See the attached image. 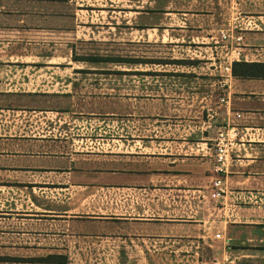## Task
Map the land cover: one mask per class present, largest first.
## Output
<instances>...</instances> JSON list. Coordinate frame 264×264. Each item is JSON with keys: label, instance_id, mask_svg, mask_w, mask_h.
<instances>
[{"label": "crops", "instance_id": "1", "mask_svg": "<svg viewBox=\"0 0 264 264\" xmlns=\"http://www.w3.org/2000/svg\"><path fill=\"white\" fill-rule=\"evenodd\" d=\"M136 1L0 0V264H264V79L221 67L264 61V0ZM119 23L206 51L213 86L228 76L214 136L180 138L157 158L28 132L43 121L20 113L74 108L73 54L100 33L92 27Z\"/></svg>", "mask_w": 264, "mask_h": 264}, {"label": "rangeland", "instance_id": "2", "mask_svg": "<svg viewBox=\"0 0 264 264\" xmlns=\"http://www.w3.org/2000/svg\"><path fill=\"white\" fill-rule=\"evenodd\" d=\"M140 3L135 0V5ZM100 26L92 27L100 31L95 39L86 41L90 44L79 43L72 56L79 66L72 73L74 84L68 87L75 93L74 108L20 113L19 117L43 121L40 127H28V132L59 134L64 146L83 152L111 150L135 155L140 151L157 158L180 138L215 135L224 122L217 106L228 76H217L220 83L215 86L205 80L206 51L149 41L144 32L136 30L130 35L124 23L114 29ZM221 64L224 70L226 63ZM67 70L60 77L54 74L60 78L59 90H65L70 81ZM37 78L40 83L43 71H38Z\"/></svg>", "mask_w": 264, "mask_h": 264}, {"label": "trees", "instance_id": "3", "mask_svg": "<svg viewBox=\"0 0 264 264\" xmlns=\"http://www.w3.org/2000/svg\"><path fill=\"white\" fill-rule=\"evenodd\" d=\"M92 60H97L99 57L90 56ZM231 73L238 78H263L264 79V61H245L235 60L231 63ZM54 259L63 260V257L47 256L41 258L42 261H53Z\"/></svg>", "mask_w": 264, "mask_h": 264}, {"label": "built area", "instance_id": "4", "mask_svg": "<svg viewBox=\"0 0 264 264\" xmlns=\"http://www.w3.org/2000/svg\"><path fill=\"white\" fill-rule=\"evenodd\" d=\"M224 70L230 74V65H225L224 66ZM225 84V83H224ZM223 84V85H224ZM223 100V99H221ZM232 135H235V131H231ZM228 130H219L218 133H217V143H218V146H217V159L221 162L224 161V155H225V152H226V149L224 147L225 143H226V139H227V136H228ZM220 183L221 181L220 180H215L213 182V185L215 188H218L217 190H214L210 196L213 197V198H216V197H219L221 195V191L219 190V186H220ZM216 237H219V234L216 233L215 234ZM211 264H227V263H224V262H218V261H214L212 262Z\"/></svg>", "mask_w": 264, "mask_h": 264}]
</instances>
